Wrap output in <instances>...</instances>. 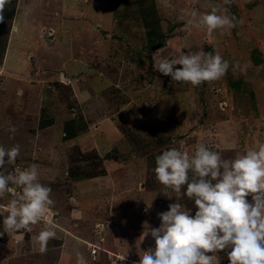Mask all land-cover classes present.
<instances>
[{
  "label": "rangeland",
  "instance_id": "obj_1",
  "mask_svg": "<svg viewBox=\"0 0 264 264\" xmlns=\"http://www.w3.org/2000/svg\"><path fill=\"white\" fill-rule=\"evenodd\" d=\"M12 1L0 54V146L20 145L8 170L38 165L39 182L52 189L55 205L46 218L57 237L40 254L33 237L43 222L31 233H4L0 264H76L77 252L87 264H137L139 253L155 246L150 234L141 241L142 233L160 225L158 213L177 197L156 181L149 155L169 148L191 155L205 144L232 158L264 142V0H154L163 36L157 48L140 13L125 16L152 7L150 1ZM213 6L235 17V27L208 34L188 24L193 10L198 19ZM181 49L219 53L229 69L197 87L154 70V60ZM43 118L53 124L41 128ZM81 118L87 130L65 140V121ZM12 125L14 134L7 131ZM152 129L169 143L133 153L129 139L136 137L137 147L141 136L153 142ZM89 153L106 158L104 173L85 177L81 159ZM21 191L0 198L2 230L5 206ZM177 202L189 209L185 197Z\"/></svg>",
  "mask_w": 264,
  "mask_h": 264
},
{
  "label": "clouds",
  "instance_id": "obj_2",
  "mask_svg": "<svg viewBox=\"0 0 264 264\" xmlns=\"http://www.w3.org/2000/svg\"><path fill=\"white\" fill-rule=\"evenodd\" d=\"M11 2L0 0V23L5 21L4 12ZM197 2L192 0L193 4ZM231 2L223 0L225 5ZM226 11L213 6L196 19L198 13L193 10L188 24L208 34L231 29L235 17ZM153 68L172 81L197 87L222 78L229 62L216 52L201 50L193 54L181 49L177 55L154 60ZM17 94L22 95V89ZM7 131L14 134L17 129L12 125ZM19 155V144L0 146V198L22 190L18 199H11L5 206L7 214L0 235L31 233L33 226L43 222L45 227L33 241L36 250L44 254L49 240L57 237L53 219L46 218L47 210L55 205L52 189L39 182L36 164L23 170L6 168L14 166ZM153 171L156 181L177 197L167 211L158 213L160 225L142 233L141 241L150 234L155 246L141 251L137 264H222L220 253H226L228 264H264V142L232 158H224L205 144H199L191 155L169 148L155 157ZM163 195L171 198L167 191ZM182 197L193 202L194 214L177 202ZM69 202L75 203V196ZM76 264H87L80 252L76 253Z\"/></svg>",
  "mask_w": 264,
  "mask_h": 264
},
{
  "label": "trees",
  "instance_id": "obj_3",
  "mask_svg": "<svg viewBox=\"0 0 264 264\" xmlns=\"http://www.w3.org/2000/svg\"><path fill=\"white\" fill-rule=\"evenodd\" d=\"M15 1V0H14ZM139 5H143V7H145V4L147 1H150L152 3V7H147V8H139V11L134 12L132 10V12L127 13V11L125 12V16H129L131 15V13L135 16H137V13L144 18V23L146 24L147 28H148V37H149V44L152 47H159L163 44V36H162V32L160 30V28L158 27L160 20L156 17V15L154 14V0H136ZM131 2H127V6L130 5ZM136 4V2H135ZM134 4H132L133 7ZM14 8V2L12 1L11 4L6 6L5 12H4V16H5V21L3 23H0V54L1 52L5 51V44L6 41H4V36H3V31L6 27V23H7V18L13 14V9ZM149 19H154V20H149ZM53 124V119L49 118H43L41 119V128H45L48 125H52ZM148 128V129H147ZM146 129V133L148 132V130H150L149 127H147ZM84 130H87V125L85 123V121L83 120V118H81L80 120H75V119H70L65 121V124L63 126V131H64V137L65 140H69L72 138L77 137L79 134H81ZM123 131H126L125 128H123ZM154 137H158V139H156L153 142H149L147 138L148 135L145 136H141L140 137V142L142 144V146L137 147V141H136V137L134 139V137H131V139H129V141L131 142L132 147V152L137 153L138 156H141L143 153L144 149H151V148H162L163 146H165L167 143H169V141L171 140L168 136L166 137V134L164 133H160L158 132L156 129H152V133L150 134V136ZM163 149V148H162ZM160 149V151L162 150ZM159 151V152H160ZM144 154V153H143ZM89 155H92L91 157H87L85 155H83L82 157V161L85 162V165L83 166L85 168V177H87V175L89 176H93V175H99L100 173H104L106 170L103 167V161L106 158H100L98 154H93V153H89ZM85 156V157H84ZM87 157V158H86ZM148 159L150 161V163H154L155 164V155L151 154L148 156ZM79 160V159H78ZM155 167V166H154ZM81 176L76 175L75 178L76 180L80 179ZM1 201V199H0ZM185 205H187V207L189 209H195V207L193 206V202L191 200H189L187 197H185ZM1 223H2V217L0 214V231L2 230L1 227ZM224 253H222L223 255ZM222 262L223 264H228V261L225 258H222Z\"/></svg>",
  "mask_w": 264,
  "mask_h": 264
},
{
  "label": "crops",
  "instance_id": "obj_4",
  "mask_svg": "<svg viewBox=\"0 0 264 264\" xmlns=\"http://www.w3.org/2000/svg\"><path fill=\"white\" fill-rule=\"evenodd\" d=\"M0 99H1V96H0ZM2 112H0V114H1ZM73 209V208H72ZM73 237V234L70 232V233H68L67 232V234H66V238L67 239H70L71 240V238ZM82 238V237H81ZM65 239V238H64Z\"/></svg>",
  "mask_w": 264,
  "mask_h": 264
},
{
  "label": "water",
  "instance_id": "obj_5",
  "mask_svg": "<svg viewBox=\"0 0 264 264\" xmlns=\"http://www.w3.org/2000/svg\"><path fill=\"white\" fill-rule=\"evenodd\" d=\"M61 78H62V79L64 78V74H63V73L61 74Z\"/></svg>",
  "mask_w": 264,
  "mask_h": 264
}]
</instances>
